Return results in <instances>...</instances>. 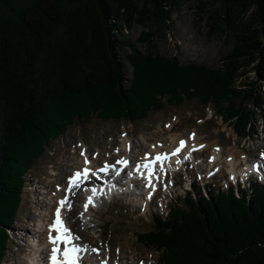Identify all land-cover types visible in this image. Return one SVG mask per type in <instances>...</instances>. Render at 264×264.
Returning a JSON list of instances; mask_svg holds the SVG:
<instances>
[{"label":"trees","instance_id":"16d2710c","mask_svg":"<svg viewBox=\"0 0 264 264\" xmlns=\"http://www.w3.org/2000/svg\"><path fill=\"white\" fill-rule=\"evenodd\" d=\"M218 1L220 8L208 9L210 27L231 35L233 47L221 68L209 69L154 48L176 0H0V264L7 263L6 232L21 209L25 175L49 139L75 120L136 121L159 110L162 98L177 105L198 99L240 137L249 134L261 94L239 91L232 80L256 63L264 82V0ZM137 24L149 27L145 53L122 35ZM145 76L152 86L167 80L147 93L148 84L133 87ZM38 128L42 138L28 149L26 133ZM191 185L165 217L151 216L154 225L138 244L157 253V264H264V184L208 194Z\"/></svg>","mask_w":264,"mask_h":264},{"label":"rangeland","instance_id":"374dc122","mask_svg":"<svg viewBox=\"0 0 264 264\" xmlns=\"http://www.w3.org/2000/svg\"><path fill=\"white\" fill-rule=\"evenodd\" d=\"M212 4L220 8L218 0H176V3L169 5L170 17L165 24L160 25L159 31L153 37L157 53L177 57L180 64L204 65V68L209 69L221 68L224 65L222 57L231 51L233 39L225 31L212 30L210 27L208 9ZM146 32L149 33V27L137 24L131 29H123L122 35L134 42L140 52L145 53L147 49H151L143 39ZM255 64L251 63L242 77L232 80L233 88L247 90L248 95L252 91L253 96L259 92L262 98L261 107L253 108L252 97L248 96V107H252L254 114L250 118L251 125L246 126L247 130L251 128L249 134L242 137L234 131L232 123L224 121L219 114L217 116L213 105H203L198 99L177 105L165 97L162 98L159 110L151 111L141 120L105 121L91 116L86 121L75 120L66 126L67 129L59 137L49 139L43 147L42 155L25 175L22 206L12 227L6 232L10 239L6 264H33V260L37 262L45 255L47 250H42L43 238L46 236L44 229L48 230L54 207L64 197L68 177L76 170L84 168L86 157L89 162L99 167L115 163V159L117 161L126 158V155H122L125 152L118 154L123 138L132 147L127 150L129 154L136 155V162H143L146 153L155 157L152 151L156 148L160 153L170 151L169 145L174 141L172 139H175L174 147L180 141L188 140V148L194 147L199 154L195 160H192L191 155H185V162L188 161V164L179 166V173H175L176 167L173 169L166 165V169L160 172H164L166 176L162 177L163 180L159 183L161 189H158L155 197L154 191L159 187L156 182L144 188L146 192L140 187L132 186L133 184H127L118 187L124 193L116 197L112 204H102L95 213H84L85 197L80 196L81 186L74 188V194H71V211L66 213L68 223L76 233L83 234L84 244L90 252L97 255L92 259L96 264L98 259L106 258H109L108 264H157V253L141 247L137 242L138 234L153 227L151 216L158 214L165 217L175 198L183 197L194 179L204 188V194H208L210 188L226 189L231 183L236 188V177L240 186L246 188L252 178H258L264 184V161L260 162L263 168L259 176L251 175L250 179H246L252 172L253 162L264 154V82L260 80ZM146 78L145 76L143 81L136 80L133 87L148 84V93L161 82L152 86L149 82H144ZM115 102L117 106L120 105ZM52 115L47 120L48 126L55 123ZM41 132L38 128L30 129L26 133L24 140H28V149L34 147V140L37 143L40 141ZM217 150L221 153L220 158L211 162ZM82 152L84 155H81ZM244 158L246 164L242 160ZM156 164L160 167L159 162ZM247 165L248 171H245ZM133 166L130 165L127 170L135 172ZM9 170L18 171L14 167ZM173 180L175 185H172ZM204 216L207 217V214ZM90 217L92 221L89 220ZM33 238L39 240L32 242ZM46 259L45 257L44 260Z\"/></svg>","mask_w":264,"mask_h":264},{"label":"snow or ice","instance_id":"6c2138e0","mask_svg":"<svg viewBox=\"0 0 264 264\" xmlns=\"http://www.w3.org/2000/svg\"><path fill=\"white\" fill-rule=\"evenodd\" d=\"M194 135V134H193ZM185 147V141H180L179 147L176 148L175 152L171 153V155H176L181 151L182 148ZM203 147V145H201ZM195 150V149H193ZM81 155H84L82 152ZM150 157V154H145L144 161L142 163H138L136 165V171L140 172V169L143 168L147 174V182L149 186H152L151 177L154 174V165L157 162L161 163L166 159H168V154L166 153H158L155 157ZM264 157V154H262ZM187 159V157H185ZM179 162V161H178ZM89 161L85 158V164H88ZM116 164L126 166L128 164L127 160H117ZM109 167H114V165L105 164L104 167L99 169L100 172L108 171ZM95 175L92 169L85 167L82 171H76L72 175L68 177V184L66 191L70 194L73 193L74 188H79L83 181L89 179V173ZM118 174V173H117ZM143 175V173H142ZM93 191H95L93 189ZM151 198V197H149ZM59 207L56 208L55 211V219L48 226V242L51 245V249L48 255V264H81L83 259V254L87 252V245H80L76 243L80 239L79 236L73 235V233L63 224L62 220V210L65 205L68 206V210L71 211V201L68 196H65L59 202ZM92 197L89 196L87 198V202L84 205L85 210L91 205ZM83 215V214H81ZM55 232V235H53ZM93 251H98L97 249H93ZM107 264V262H105Z\"/></svg>","mask_w":264,"mask_h":264},{"label":"bare ground","instance_id":"6f19581e","mask_svg":"<svg viewBox=\"0 0 264 264\" xmlns=\"http://www.w3.org/2000/svg\"><path fill=\"white\" fill-rule=\"evenodd\" d=\"M174 140V141H173ZM172 141H173V143H175V139H172ZM122 145L120 146L121 148L119 149V151H118V154H121L122 152H125L124 154H122V155H126V158H128L129 160H130V163H131V166H133V164H134V162L135 163H142V162H136V155H132V154H129V152H128V148H132V147H129V144H128V142H127V140H125V138H123V140H122ZM131 142V144H133L132 143V141H130ZM173 143H171L170 145H169V148H170V151H167V152H165L166 154H168V153H173V152H175V149L180 145V144H178L177 146H175L174 147V145H173ZM190 146V142L188 141V140H185V147L181 150V152L180 153H177L176 155H168V159H167V162H162V167H161V163H160V167H159V165H157V164H155L154 165V174H153V176L151 177V180H152V184L153 183H158L160 180L162 181L163 179H162V177H165L166 176V174L163 172V173H160V172H162V171H164V169H166V165H167V167L168 168H177V171L179 170V166H181V167H183V166H185V161L187 160V159H185V157H187V156H185V155H191L192 157H194V152H195V150H193L194 149V147L192 148V149H190V148H188ZM196 147V146H195ZM152 151V150H151ZM154 154H155V156L158 154V153H160V151H159V149L158 148H156V149H154V151H152ZM116 154H117V152H115ZM114 153V154H115ZM113 155V154H112ZM214 156L212 157V161L211 162H213V161H215V160H217V159H219L220 158V155H221V153L217 150L216 152H214V154H213ZM138 156V155H137ZM151 157H153V156H151L150 155V157L149 158H151ZM87 158V157H86ZM116 158V157H115ZM135 159V160H134ZM122 160V159H121ZM243 160V162L245 163L246 162V159L244 158V159H242ZM143 161H144V159H143ZM179 161V162H178ZM260 161H263V160H260ZM115 162H116V159H115ZM111 163H114V162H111ZM83 164H85V162L83 163ZM173 164H175V166L173 165ZM246 164V163H245ZM105 165V164H104ZM136 165V164H135ZM102 165H100V167H101ZM248 166L249 165H247L246 166V168H245V171H248ZM85 167H88V168H90V169H99L100 167L99 166H96L94 163H91V162H89L88 164H85V166H84V168ZM134 167V166H133ZM259 167H260V164H259ZM83 168V169H84ZM82 169V170H83ZM156 169H158V170H156ZM82 170H79V171H82ZM131 170V169H130ZM76 171H78V170H76ZM64 172H66V170L64 169ZM124 172H128V171H124ZM157 172V173H156ZM135 173V172H134ZM142 173H143V175H142ZM136 174H138L139 176H138V179L140 180V176H144V184L145 185H143V184H141V182H136V183H134L132 186H135V187H140L142 190H144V188H146V187H148V182H147V174H146V171H145V169H143V168H141L140 169V172H138V173H136ZM135 174V175H136ZM161 175V176H160ZM237 176V175H236ZM94 178H96V176H94L92 179H94ZM100 180H102V177H100L99 176V181ZM89 179L88 180H85V181H83L84 183H83V187H84V189H85V191L88 189V190H90L91 188H93L94 187V185L93 184H88L89 183ZM68 183V182H67ZM66 183V184H67ZM159 184V183H158ZM92 185V186H91ZM119 186H124V185H122V184H118ZM65 188H66V186H65ZM64 188V189H65ZM152 189V188H151ZM159 188H157L155 191H154V197L156 196V195H158V190ZM128 191H130V190H128ZM145 192H146V190H144ZM152 191V190H151ZM128 194H130V193H128ZM84 197H85V199H84V203L86 202V200H87V197H88V195H87V193L86 194H84ZM116 196H114V198H115ZM62 198H64L63 196L61 197V199ZM61 199H59V201L61 200ZM98 201H101V198H99L98 199ZM19 214V213H18ZM45 215H47V214H45ZM164 217V216H163ZM47 224V223H46ZM43 225H44V223L41 225V228L43 227ZM49 226V225H48ZM47 226V227H48ZM44 234L46 235V236H44V240H43V243H42V245H43V248H42V250L45 248L46 250H47V252L45 251V255H43L42 257H41V259L39 258L38 259V262L40 263V264H44V258L46 257L47 259H48V255H49V252H50V249H51V245L50 244H46L45 245V243H48L47 241H48V230H46V228L44 229ZM53 235H54V232H53ZM38 239V238H37ZM37 239L35 238V240L37 241ZM34 240V238L32 239V242L33 241H35ZM39 240V239H38ZM31 242V243H32ZM49 245V247H46V246H48ZM41 250V251H42ZM40 251V253H42ZM36 252H38V250L36 251ZM35 255V254H34ZM85 255V254H84ZM89 258V257H88ZM87 258V256L84 258V263H87V264H95V263H92L93 261H92V259L93 258H90V259H88ZM46 259V260H47ZM85 259H86V261H85ZM83 263V264H84ZM33 264H36V262H34V260H33ZM46 264V263H45Z\"/></svg>","mask_w":264,"mask_h":264}]
</instances>
